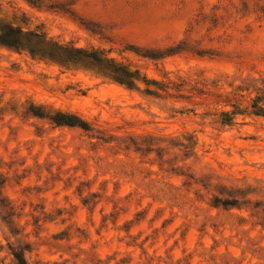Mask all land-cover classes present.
I'll return each instance as SVG.
<instances>
[{"label":"rangeland","instance_id":"374dc122","mask_svg":"<svg viewBox=\"0 0 264 264\" xmlns=\"http://www.w3.org/2000/svg\"><path fill=\"white\" fill-rule=\"evenodd\" d=\"M8 27L0 264H264V0H0Z\"/></svg>","mask_w":264,"mask_h":264},{"label":"trees","instance_id":"16d2710c","mask_svg":"<svg viewBox=\"0 0 264 264\" xmlns=\"http://www.w3.org/2000/svg\"><path fill=\"white\" fill-rule=\"evenodd\" d=\"M20 42H21L20 30H17L13 27H8L6 31L0 34V43H3L8 46L18 47L20 46ZM55 121L58 123H63V124L70 125V126L77 125L82 128H85V126H87L84 121L70 114L69 115H66V114L57 115L55 117ZM13 254L18 264H27L23 256V253L21 251H15Z\"/></svg>","mask_w":264,"mask_h":264}]
</instances>
